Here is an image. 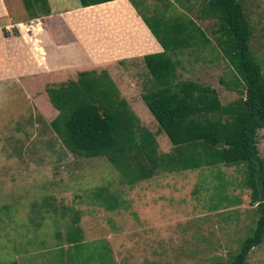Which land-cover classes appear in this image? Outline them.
Returning <instances> with one entry per match:
<instances>
[{
  "label": "rangeland",
  "instance_id": "374dc122",
  "mask_svg": "<svg viewBox=\"0 0 264 264\" xmlns=\"http://www.w3.org/2000/svg\"><path fill=\"white\" fill-rule=\"evenodd\" d=\"M151 1L138 4L152 24L154 16L192 18L209 38L178 52V77L214 88L223 105L243 97L215 41L217 19L202 17L204 2ZM238 1L264 74V0ZM135 66L127 71L134 83L123 94L133 97L126 106L136 133H153L165 155L173 146L141 98L150 75L142 61ZM24 80L27 92L15 78L0 85V264H228L240 250L258 216L244 164L159 171L125 184L106 156L75 152L53 130L58 111L38 93L42 82ZM256 141L264 160V128ZM244 264H264V236Z\"/></svg>",
  "mask_w": 264,
  "mask_h": 264
},
{
  "label": "trees",
  "instance_id": "16d2710c",
  "mask_svg": "<svg viewBox=\"0 0 264 264\" xmlns=\"http://www.w3.org/2000/svg\"><path fill=\"white\" fill-rule=\"evenodd\" d=\"M37 1L38 9L48 10L44 0H23L30 15L37 14L33 12ZM105 1L110 0H81V4ZM202 1V17L217 19L215 41L237 73L235 86H242L243 97L223 105L214 88L178 77V52L209 42L194 19L154 16V25L145 17L163 50L143 56L151 80L141 98L173 146L172 151L160 154L153 133L146 129L136 133L137 117L118 97V89L106 71H82L76 81L47 86L50 102L58 111L50 125L75 152L89 157L106 156L128 185L159 171L244 164L246 184L258 216L252 233L228 261L244 264L248 252L259 246L264 236V160L258 154L256 141L257 131L264 128V74L250 50V29L241 3ZM101 255L104 257L103 252Z\"/></svg>",
  "mask_w": 264,
  "mask_h": 264
},
{
  "label": "crops",
  "instance_id": "0c3cea01",
  "mask_svg": "<svg viewBox=\"0 0 264 264\" xmlns=\"http://www.w3.org/2000/svg\"><path fill=\"white\" fill-rule=\"evenodd\" d=\"M44 1L48 10L38 9L37 1L34 16L23 0H0V85L7 87L15 78L27 92L24 78L30 77L42 82L38 93L47 94V86L76 81L82 71H106L118 96L131 102L133 97L123 95L132 90L128 68L143 62L145 54L163 50L140 7L152 1L87 6L81 0Z\"/></svg>",
  "mask_w": 264,
  "mask_h": 264
}]
</instances>
